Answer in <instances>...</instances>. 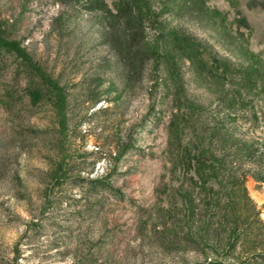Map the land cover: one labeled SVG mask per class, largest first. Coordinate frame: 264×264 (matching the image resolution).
I'll return each instance as SVG.
<instances>
[{"label": "rangeland", "instance_id": "rangeland-1", "mask_svg": "<svg viewBox=\"0 0 264 264\" xmlns=\"http://www.w3.org/2000/svg\"><path fill=\"white\" fill-rule=\"evenodd\" d=\"M184 4L146 0L147 36L167 57L129 83L100 16L82 0H0V264L209 263L207 246L175 249L153 230L164 231L160 211L182 185L164 179L174 117L201 139L219 125L214 142L229 141L228 184L248 175L264 222V185L250 176L264 175V162L246 158L264 155V0H207L209 16ZM60 159L62 185L42 214L43 183ZM88 179L114 193L88 196ZM183 188L178 195L192 197L193 184ZM181 211L180 237L202 235Z\"/></svg>", "mask_w": 264, "mask_h": 264}, {"label": "trees", "instance_id": "trees-1", "mask_svg": "<svg viewBox=\"0 0 264 264\" xmlns=\"http://www.w3.org/2000/svg\"><path fill=\"white\" fill-rule=\"evenodd\" d=\"M82 2L85 10L100 16V23L105 29V42L120 62L123 79L129 83L140 82L145 77L146 67L153 59L157 60L162 58L161 56L166 59L163 47L160 48L157 41L152 42L147 36L153 28L149 22L150 15L146 10V0H82ZM183 2L184 10L190 13L203 16L211 14L207 8V0H183ZM192 67H195V63H192ZM193 70L196 78L197 75H203L197 69ZM57 107L58 105L55 108ZM57 121L58 127L64 129L68 121L62 108ZM220 132L219 125L212 122L201 139V134L197 131L194 133L191 125L187 126L182 118L174 117L168 131L169 143L164 179H169L174 184L180 181L182 185L169 191L168 206L160 211L164 213H161L160 218L167 232L164 233L165 229L158 231L157 225L153 230L160 236L166 234L168 243H171L172 248L175 249L181 244H186L189 251H199L200 248L202 250V246H207L206 248L213 254V258H210L207 264L237 262V264H264L262 213L247 192L248 175L242 178L239 176L234 180L233 185L228 184L231 180L227 164L229 141L216 145L215 135ZM59 150L58 148L56 153L58 157L61 156ZM218 150L221 155L216 154ZM238 150L239 153L235 157L242 158L240 153L243 149L238 147ZM246 158L258 167L263 166L264 155L257 156L251 153ZM63 164V159H60L50 169L47 174L48 180L43 183L44 196L40 205L42 214H46L48 208L56 203V201L51 203V194H55V190L62 185L60 181L65 170ZM250 176L259 186L264 185L263 172ZM85 181L88 196L114 193L109 185L100 180ZM188 182L193 184L192 192L190 191L192 197L188 198L189 194L178 195L183 193V185ZM231 191L233 194L230 193ZM178 196L181 198V203H176ZM86 205L88 210L93 209L89 199L86 200ZM182 206L188 221L197 219L202 225V235L190 234L186 239L180 237L181 228L178 226L183 223L180 220V214H183ZM97 208L104 210L101 204H98ZM164 246L167 247L165 243Z\"/></svg>", "mask_w": 264, "mask_h": 264}]
</instances>
